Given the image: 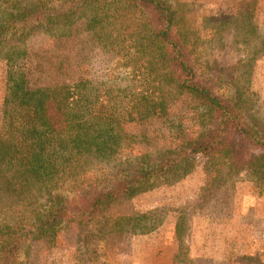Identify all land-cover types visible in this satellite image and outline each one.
Here are the masks:
<instances>
[{
    "label": "rangeland",
    "instance_id": "374dc122",
    "mask_svg": "<svg viewBox=\"0 0 264 264\" xmlns=\"http://www.w3.org/2000/svg\"><path fill=\"white\" fill-rule=\"evenodd\" d=\"M62 1L0 0V18L40 2L45 7H59ZM163 1L178 9L182 31L190 32L194 43L190 57L200 80L213 78L209 80L215 82L212 91L220 95L241 96L243 113L264 132V0ZM248 7L257 9L254 16L249 17ZM81 13L71 34L37 28L25 41L18 39L21 30H16L13 40L0 44V147L10 142L22 147L20 130L25 125L24 102L29 90L65 85L74 102L81 82L100 101L127 104L135 84L147 77L148 50L144 52L141 46L145 28L133 5L102 3ZM158 113L141 124L128 125L130 144L115 159H85L79 175L105 180L158 151L187 143L202 131L200 111L187 94L170 95ZM23 157L0 153V222L24 220L30 212V204L23 208L16 204L18 196L25 194L11 195L3 182L4 175L11 174L3 170L5 165ZM205 163L199 157L183 179L162 182L110 204L88 226L73 217L53 240L42 238L26 245L19 259L22 264H244L238 259L249 254L254 258L250 264H264L260 184L242 171L217 187ZM73 187L74 182L69 181L60 189L43 185L30 191L35 195L34 205L40 206L52 193L72 197ZM121 216H131L140 228L154 229L137 234L106 233ZM90 230L96 236L86 243Z\"/></svg>",
    "mask_w": 264,
    "mask_h": 264
},
{
    "label": "trees",
    "instance_id": "16d2710c",
    "mask_svg": "<svg viewBox=\"0 0 264 264\" xmlns=\"http://www.w3.org/2000/svg\"><path fill=\"white\" fill-rule=\"evenodd\" d=\"M114 2L133 5L139 13L145 28L141 46L144 52L148 50L144 64L147 77L135 84L136 90L127 104L100 101L81 82L74 102L65 85L26 92L25 125L20 130L24 143L22 147L2 143L0 153L24 156L4 164L3 170L11 174L4 175L3 182L11 195L25 194L23 198L16 194V204L20 208L30 204V212L24 220L19 217L16 221L0 222V264H22L19 256L26 245L42 238L53 240L61 226L73 217L88 226L112 203L130 199L162 182L183 179L199 157L205 160L206 172L217 181V187L247 171L260 184L259 193L264 195V132L243 113L241 96L234 99L215 93V82L209 81L213 78L207 75L200 80L197 76L196 64L190 57L194 43L190 32L182 31L178 9L173 4L163 0H63L59 7H45L40 2L17 13L8 11L0 18V44L13 40L16 30H21L18 39L25 41L37 28L47 33L57 29L59 35L71 34L84 8ZM247 10L249 17L257 11L250 7ZM175 94H187L196 102L202 125L196 138L158 151L156 156L119 169L105 180L79 175L85 159H115L121 148L130 144L128 125L158 116L167 97ZM69 181L74 182L72 197L52 193L47 203L34 205V188L50 185L51 189H60ZM114 222L106 233L137 234L154 229L140 228L131 216H121ZM130 223L133 226L129 227ZM94 236L96 233L90 230L84 241L90 243ZM253 259L245 254L238 261L250 264Z\"/></svg>",
    "mask_w": 264,
    "mask_h": 264
}]
</instances>
